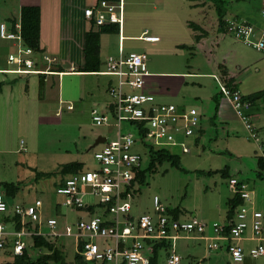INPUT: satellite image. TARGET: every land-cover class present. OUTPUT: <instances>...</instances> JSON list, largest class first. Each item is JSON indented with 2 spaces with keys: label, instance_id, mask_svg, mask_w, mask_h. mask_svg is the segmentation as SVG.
<instances>
[{
  "label": "rangeland",
  "instance_id": "obj_1",
  "mask_svg": "<svg viewBox=\"0 0 264 264\" xmlns=\"http://www.w3.org/2000/svg\"><path fill=\"white\" fill-rule=\"evenodd\" d=\"M225 1H228L225 4L228 13H237L240 15L239 21L248 19L250 22L254 21L258 29H263L264 17H261L258 0ZM188 2L189 0H126L125 2V29L135 22L139 26H155L165 35L154 47L139 40L127 42L137 46L132 49V52L146 53L148 72L181 70L206 74L198 80L203 85L201 89L197 87L191 89L194 95H200L199 99L202 98L203 104L191 100L192 96L189 97L184 93L185 88H182L174 99L163 98L164 103L173 102L175 104L184 98L183 104L189 108L195 107L202 115L201 128L203 127L205 132H202V139L199 143L204 144L203 147L199 146L201 144L192 146L195 140L187 139L186 142H190L187 144L189 149L187 153H182L177 148H169L170 152L179 156L180 167H172L169 163L161 165L156 163L153 172L147 175L145 184L137 186L138 190L133 195L130 204L131 214L136 218L143 213L154 215L152 200L154 196H157L167 210L178 209L180 219L195 217L210 226L212 223L224 221L225 215L223 214L227 209V200L231 199L234 193H231L228 188L229 179L222 177L219 172L214 175H208L206 172L221 171L225 166H228L231 174L243 180L242 184L248 191L252 206L264 213V179L259 180L255 173H252L256 164L255 150L258 155L263 153L264 131L256 132L257 134L250 138L245 124L240 120L241 123H233L234 133L231 130L223 133L222 130L226 128L222 126L216 128L211 123L212 102L207 97L214 95L217 91V83L210 76L214 72L211 57L205 56L199 50L189 55V52L182 48L176 51L175 47H171L173 41L178 38L183 39L182 33H178L179 27L181 28L180 24L187 18L195 20L200 17V14L195 15L194 9L189 10ZM19 6V0H0V22L5 21L4 18L7 16L11 17L12 14L18 12ZM133 13L138 14L136 19H132L131 14ZM246 13L252 14L253 17L245 16ZM59 26L62 29V25ZM147 28L150 34L153 33L151 28ZM144 31V29L140 31V34L143 32L141 36L146 33ZM108 38L110 37L106 39ZM112 38L116 40L118 37L113 35ZM225 43L226 46L221 44L217 49V56L219 60L225 59L227 69L233 74L236 73L234 65L242 62L239 59L242 56L237 54L238 50L239 52L242 49L247 51L245 59L247 58L248 61L263 59L264 62L263 52L234 41L231 36H225ZM10 44L0 39V69L13 67L6 65V53L10 50ZM230 47L236 49L231 51ZM38 55L34 53L32 56V59L36 61L35 64L38 65L34 68L47 74L49 69L39 66L42 62L39 61ZM58 61L56 64L48 63V66L51 65L53 69H58L56 66L60 64L59 69L69 71L68 65ZM243 63L246 64L240 65L237 70L248 74L247 81L253 82L260 78V83L263 82V78L261 79L263 74L254 72L261 68L262 64L256 67L252 65L253 62L245 60ZM246 66L248 67L245 68ZM101 69L105 70L104 67ZM243 69H245L244 72ZM32 74L20 76L14 85H12L14 77L0 75V81L10 85L8 86L10 92L3 89L0 95V183L20 185V191L14 199L16 201L31 204L37 199L40 200L42 219L55 217L58 221V231L64 232L66 226L75 225L83 214L82 211L68 209L61 205V200L55 192L56 180L61 178V175H56L60 167L71 162H81L84 170H91L96 164L94 154L100 149L99 145L93 147L98 136L106 137L108 141H111L117 138L118 130L122 134H135V130L128 122H122L119 127L114 120L110 119L101 126H96L92 122L91 110L94 108L99 114L110 118L109 110L103 105H97L100 102L96 99L100 97L108 99L105 93L106 82L110 80L115 85L117 82L115 77L76 73L56 74L57 76H52L54 78L44 81L43 97L40 98L38 77ZM27 83L31 85L29 88H26ZM252 88L253 86L247 87L248 91ZM191 92L189 93L192 94ZM263 120L264 117L260 120V124L264 123ZM146 143L150 144L147 141ZM154 148L159 147L154 146ZM133 151L138 152L145 160V149L142 145L137 144ZM86 201L92 202L93 200L86 197ZM209 234H211V229H209ZM47 239L54 243L52 250L44 246L29 247L33 245L32 239L30 237L23 239L26 242L25 247L31 264H61V261L65 264L77 263L74 260L77 250L71 238L47 236ZM251 245L253 243H247L245 246ZM198 248H200L198 249L200 255L195 257L196 259L180 254V264H233L229 261L224 248L209 251L206 247L203 249L200 244ZM54 250L58 251L61 261L43 259L45 256L52 257ZM10 252V247H6L0 253V264H15L16 256ZM203 255H205L204 261H201ZM160 257L163 262L160 260L159 264H166V257L163 254ZM236 264H264V258L247 259Z\"/></svg>",
  "mask_w": 264,
  "mask_h": 264
},
{
  "label": "built area",
  "instance_id": "obj_2",
  "mask_svg": "<svg viewBox=\"0 0 264 264\" xmlns=\"http://www.w3.org/2000/svg\"><path fill=\"white\" fill-rule=\"evenodd\" d=\"M261 2L264 7V0ZM83 17L88 24L93 23L98 28L118 25L121 32L124 0H96L83 9ZM227 29L235 39L264 53V31L258 33L253 25L232 19L228 21ZM0 39L16 42V51L8 53L6 57V64L13 67L0 69V73H41L34 68L33 51L23 45L18 33L9 32L4 24H0ZM143 39L150 42L159 40L156 36H144ZM99 74L115 77L117 82L108 90L110 103L106 108L110 118L93 110L91 119L94 125H104L110 119L118 127L122 122L138 123L144 131L134 129L135 134H122L118 130L117 138L111 141L104 137V143L94 154L95 166L67 177L55 192L62 199L63 207L78 210L101 204L105 206L104 210H108V216L99 212L102 209L97 207L96 212L89 213L87 219H80L74 226H66L64 232H59L56 218L42 219L40 200L25 206L19 203L8 206L0 191V214L9 212V215H18L21 224L19 230L13 231L0 220V253L10 247L13 255H21L26 246L23 239L41 235L71 238L77 252L78 247L82 246L78 253L86 262L149 264L143 240L174 242L182 236L192 235L207 242L209 251L224 248L233 263H241L246 258H264V213L252 206L247 189L243 184L238 188L235 178L228 180V188L233 195L239 194L242 204L237 207L231 220L209 226L195 217L174 219L157 196L152 200L154 215L144 213L135 220L131 219L130 201L137 190L134 177L141 163V155L133 148L147 141L153 147L177 148L187 153L190 142L186 140L196 137L200 118L194 108L157 103L153 94L143 91L148 76L144 54L129 53L119 60L109 58L106 70ZM221 91L236 117L245 124L247 133L254 136L251 117L244 114L247 104L240 100L238 92L224 86H221ZM68 109L71 107L68 106ZM86 197L93 201L85 202ZM108 221L113 224H107ZM27 223H30V228L26 227ZM245 242L253 245L246 247ZM179 262L180 257L174 252L167 259V264Z\"/></svg>",
  "mask_w": 264,
  "mask_h": 264
},
{
  "label": "crops",
  "instance_id": "obj_3",
  "mask_svg": "<svg viewBox=\"0 0 264 264\" xmlns=\"http://www.w3.org/2000/svg\"><path fill=\"white\" fill-rule=\"evenodd\" d=\"M19 1H20V6H19L20 10L22 7H25V6H37L40 9V48H41V53H39L38 57H39V61L41 60L42 63L39 66H42L43 69H49L47 74L44 73V75H47V76H44V78H43L44 81L46 79H49V78H51V79L54 78L52 76H57L56 74L65 75V73H76V74H80V75L105 76V75H101V74H88V73L77 72L85 66L84 55H83L84 36H85V33L89 29V24L86 22V20H84V17H83V9L86 6L93 4L96 0H19ZM125 2H126V0H124V16H125V4H126ZM207 3H209V5ZM188 4H189L188 5L189 10L192 11V9H194L195 15L197 16V14H200V17H198L195 20L192 18H187V19H185V21L182 24H180L181 28L179 27L178 33L179 34L182 33L183 39H180V38L176 39L175 38L176 40L172 42L171 47H173V48L175 47V49L177 51L178 48H182V46H186L185 48H182V49L188 51L189 55L195 51L198 52V50H199L200 52L204 53L205 56H207V57L210 56L211 60H212V65L214 68V72H212L210 75L211 78L214 79L213 76H216L218 79L221 78V74L219 73V69H218L219 66L222 67L223 69H226L225 70L227 73L226 77L228 79L231 78L232 83L235 86V88L240 90V92H242L244 95H249V94H252L254 92H258V91L263 90L264 89V62H263V59H261V60L260 59H253V60L248 61L247 58L245 59V57H247V51L242 49L241 52H239V50H238L237 54L242 56L241 58H239L242 62L234 65V67H236V69H235L236 73L235 74L229 72V70L226 67V61L224 58H221L219 60V57L217 56V53H218L217 49L219 48V46L221 44H224V45L226 44L225 43V36H230V35H228L226 33V31H223L224 27H222V28L218 27L217 15H216V12H214L215 6L213 4V1L212 0H202V1L201 0H189ZM258 6H260L259 10L262 13V16H261V14H260V16L263 18L264 17V14H263L264 13V7H262L263 5H262L261 0H258ZM43 9L45 11L44 17H43ZM20 10L18 12H16L15 14H12L11 17L7 16L6 18H4L6 22L2 21V22H0V24H4L6 26V29H7L8 25H9L8 21L10 19H15L16 20L15 28L17 29V31H19V29H20V21H19L20 20ZM255 10H257V9L255 8ZM191 11H190V13H191ZM196 11H198V12H196ZM253 12H256V11H253ZM240 14H241V12H240ZM137 15L138 14H136V13H133V15L131 14L132 19H136ZM244 15L247 17H253L252 14H248V13H246ZM239 16L240 15H238L237 13H234V12L233 13L232 12L226 13V19H233L234 17H239ZM125 20H126V16H125ZM244 20H248V19H244ZM253 22L254 21H252L251 23L255 27V29L258 33H261L262 31H264V27L262 30H260L257 28L258 25L256 26V24ZM190 23H192L194 25L192 28H190ZM124 24H125V22H123L121 32H119L118 34H110V33L109 34H101L99 37V48H100L99 49V59H100V63H101V68L104 67L105 70H106V62L109 58H111L113 60H119V59H123L129 53H138V52H132V49L136 48L137 46L135 44H129L127 42L139 40V41H142L143 43H145L146 45H148L150 47H154L155 44L157 45L158 43H160L162 40V37L165 36L162 34V32H160L158 29H156L155 26H152V25H141V26H139L135 22H132L125 29ZM59 25H62V29H61V26H59ZM86 25L88 26L87 28H86ZM147 27L151 28V30H153V33L150 34L147 31L148 30ZM136 29L138 31H136ZM142 29H144L145 30L144 32H146V33H144L141 36V34L143 32H141V34H140V31ZM210 34H212V35H210ZM113 35L117 36L118 38L116 40L113 39L112 38ZM144 36H156L159 38V40L155 41V42L146 41L143 39ZM196 36H198L200 38L197 43L194 42V38ZM107 37H110V38L106 39ZM56 38H57V44H56ZM103 39H104V41H103ZM232 39H234V41L236 40L238 42H241V41H239L233 37H232ZM4 41H7V40H4ZM7 42H10L11 44L9 45L10 50L6 54L13 52L16 49V47L14 46V44L16 42L14 40L13 41H7ZM243 45H245V44H243ZM187 47L190 49H188ZM193 47H195V48H193ZM230 49L232 51L233 49H236V48L230 47ZM139 54L146 55V53H144V52H139ZM243 57H244V59H242ZM57 58H59L60 60L58 61ZM146 60H147V58H146ZM243 60L244 61L246 60V62H253L252 65L256 66V67L259 64H262L261 68H258L254 72H257L258 74H263V77L259 76V77H261V79L263 78V82L260 83V78L253 81V82L247 81L248 74L242 73V72L237 70L238 68H240V65L246 64V63H243L244 62ZM33 61L36 63L35 59ZM57 61L58 62L61 61V62L65 63L66 65H68V67L70 68L69 71H64L62 69H59L58 66H61L60 64L58 66H56V68H58V69H53L51 67V65H50V67L48 66L49 64H53V63L56 64ZM36 66H38V65L36 64ZM247 67L248 66H246L245 68H247ZM75 68H79V69H75ZM4 69H8V68H4ZM105 70L101 69V72H103ZM211 70H212V66H211ZM244 70L245 69H243L242 71L244 72ZM57 71H63V73H57ZM0 75H10L11 77H14L15 80L12 81V85H14V84H16V82L20 76H29L31 74H26V73H22V74L0 73ZM32 75H35V74H32ZM35 76H37V75H35ZM203 76H206V74H204V73H192L189 71H181V70H177V71H174V70L173 71H163V70H161V71H157V72H148V76L145 78L143 91L146 93H149V94H153L155 96L157 103H164V101H165V100H163L164 97L174 99L177 95H179V92L182 90V88H185L184 93L186 95H188L189 97L192 96L193 98L190 97L191 100H195V102L199 101V102H201V104H203L202 98L199 99L200 95H194L191 92V89H193L195 87H197V89H201V87L203 85L198 80L202 79ZM109 82H110V80H108L106 82V86H105V93L107 94L108 99H106V98L103 99V97H100V98L97 97L98 99H96V100H99V102H100L97 105H100V106L103 105V107L104 106L106 107L110 103V97L106 91L107 87H108L107 84ZM29 84L30 83H27L26 88H29L31 86V85L29 86ZM37 85H39V78L37 80ZM248 85H250V86H248ZM8 86H10V85L7 84V82H4V85L2 86V91H3V89H6V91L8 90V92H10L9 91L10 87L8 89ZM252 86H253V88L248 91L247 87L250 88ZM257 86H259V87H257ZM188 89H190V90L187 91ZM126 91H128V89H126ZM189 92H191L192 94H190ZM1 94H2V92H1ZM213 96L214 95H212V96L210 95L209 97H207V99L211 100V102H212ZM179 101L180 102H178L177 104H175L171 101H169V102H171V104H175L179 107L189 108L187 105L182 103L183 101H185L184 98H182ZM190 108H192V107H190ZM193 108H195V107H193ZM93 110H96V109L95 108L92 109L91 112ZM262 113L264 114V104L262 102H257V105L250 108V117L252 119L253 126L255 127V130L257 133H260V131L261 132L264 131V123L260 124V120L264 117V115ZM200 116L202 117V115H200ZM238 122L241 123L239 121V119H237L235 117L233 110H232V107H231L230 103L228 102V100L221 99L220 103H219L217 118H216L217 124H215L214 126L216 128L218 126H222L223 128H226V129L222 130L223 133L229 132L230 130H231V132L233 131L232 133H234V124L233 123H238ZM199 128H200V131L199 132L197 131L196 137L191 138V140L194 141L195 139L199 138V142H201L202 132H205V131H204V129H202L203 127L201 128V125L199 126ZM199 142H198V144H201ZM203 145L201 144L199 146L203 147ZM60 200H62V199L60 198ZM15 201L16 200H14V202L11 205L16 204V203L26 204V203H21L19 200H17L16 202ZM95 212H96V210H95ZM226 213H227V209L223 214V215H225L223 222H225L227 220L226 219ZM82 214L83 215L77 221H79L80 219H85V218L87 219L90 216L89 213L84 212V211H82ZM130 216H131V218H133L135 220L136 217H134L133 214H131V211H130ZM53 218H55V217H53ZM163 241H165L164 242L165 247H163V249L159 251V257L162 256V254H163L166 257V264H167V259L172 252H174L179 257H180V254H184L189 258H195V257L200 255V253L198 251V249H200V248H198V244L203 246V249H205V247L207 249V242H205L204 240H200V239L196 238V236H192V235L187 236V237L182 236L181 238L177 239L174 242H172L170 240H163ZM143 243L145 246L146 241ZM154 244L155 243H152V245H154ZM148 246H149V244H148ZM147 247H146V249H147ZM147 251L148 252L151 251L150 247H148ZM204 256L205 255H203L201 257L202 258L201 261H204L203 260ZM182 257H183V255H182ZM247 259H250V258H246L244 261H246ZM160 260L162 261L163 259L161 257L158 258V264L160 263ZM180 262H181V257H180ZM180 262H179V264H180ZM233 264H236V263H233Z\"/></svg>",
  "mask_w": 264,
  "mask_h": 264
},
{
  "label": "trees",
  "instance_id": "obj_4",
  "mask_svg": "<svg viewBox=\"0 0 264 264\" xmlns=\"http://www.w3.org/2000/svg\"><path fill=\"white\" fill-rule=\"evenodd\" d=\"M212 1H213L214 6H215V12L217 15L218 27H220V28L224 27L223 31H226V33L228 35H230L234 38L233 34L231 32H229L227 29L228 21L230 19H226V13L228 11L226 9L225 4L228 1H225V0H212ZM238 18L239 17H234L232 20H238ZM19 21H20L19 32L15 28V24H16L15 19H10L8 21L9 23L7 22L9 24L7 30L9 32L18 33L21 37L23 45L27 48H30L33 51V53H38V54L41 53V48H40V9H39V7H37V6L22 7L20 10V20ZM239 22L244 23V24H248V25H252V23L248 20H242ZM193 26L194 25L192 23H190V28H192ZM109 33L110 34H118L119 33L118 25L112 24V25L102 26V27L98 28V27H95L93 23H89V29L85 33V36H84L83 55H84L85 66L77 72L88 73V74H99L101 72V63H100V59H99V49H100L99 48V37L101 34H109ZM199 39L200 38L198 36H196L194 38V42L197 43L199 41ZM185 47L186 46H182V48H185ZM193 48H195V47H193ZM188 49H190V48H188ZM218 69H219V73L221 74V78L218 79L216 76H213V78L215 79V81L217 83V91H216L217 93H215L213 98H212V115L210 117V121L212 122V124L215 125V123H216V118H217L220 100L226 99L224 97L222 91H221V86H224V87L232 90L233 92H238V94L240 96V100L243 103L247 104V106H248L247 109L244 111V114L247 116H250L249 110L251 107H254L255 105H257V102H262L264 104V89L261 91H258V92H254V93L249 94V95H244L242 92H240V90L235 88V86L232 83V79L231 78L228 79L226 77L227 76V73L225 71L226 69H223L220 66ZM60 72H63V71H57V73H60ZM35 75H37L39 78L38 91H39V97L42 98L43 92H44V80H43V78L45 75L43 73H38ZM111 84H112L111 82H109L107 84V86H108L107 90H106L107 93H108V90L113 86V84H112V86H111ZM3 85H4V82L0 81V94L2 92V86ZM168 104H171V103H168ZM173 105H175V104H173ZM194 109H196V108H194ZM199 118H200V121H199V123H200L199 126H200L201 125L200 114H199ZM128 123L133 127V129H138V130L143 129V127L138 123H133V122H128ZM252 125H253V122H252ZM253 128L255 130L254 126H253ZM142 131H144V129ZM199 131L200 130H198V132ZM254 133L257 134L256 130ZM249 137L251 138L250 135H249ZM252 140H253V138H252ZM194 142L195 143L192 144V146L193 145L196 146L198 144L199 138L195 139ZM142 147H144V149H145V157L146 158L144 160L143 157L141 156L140 166L136 170V173H135L134 178H135V183L137 186L145 184L147 175H149L153 172L156 163H158V165H161L163 163H169L172 167H176V168L180 167L179 156L175 153L170 152V150L168 148L155 149L151 144H148L146 142L143 143ZM254 157L256 158V164H255L254 169H252V173L253 174L255 173L256 177L259 178V180H263L264 179V147H263V153L261 155H258L256 150H255ZM83 171H85V170L83 167V163H81V162H71V163H67V164L62 165V167H60V170L56 173V175H61V178L56 180L55 189L57 187H59L61 184H63L65 182V180L67 179V177H69L73 174L79 173V172H83ZM218 172H219V174H221L222 177H225L227 179L236 178L238 188L240 187V185L243 182L242 179H240V178L236 177V175H233L230 173L228 166H225L221 171H216V170L215 171H209V172H206V174L214 175V174H218ZM137 190L134 191V194ZM0 191L3 193L6 203L8 204V206H10L14 202V199H15L17 193L20 191V185L14 184V183H6V182L3 183L2 182V183H0ZM126 192H128V189L126 190ZM241 204H242V199L240 198L239 194H235V195H233V197H231V199L227 200V213H226V219L227 220H231V218L233 217L237 207ZM22 205L25 206L27 204H22ZM97 207H99V209H102V213L105 216H108V210H104L105 206H103L101 204L94 205V206H87L86 208L78 209V211H84V212H87L90 214H94ZM177 210L178 209H176V210L171 209V210H167V211L174 219H179L178 216H179L180 211H177ZM131 219L134 220L133 218H131ZM0 220L3 221V223L9 225L8 228L10 230L17 231L21 227L20 217L18 215H14V214L9 215V212H4V213L0 214ZM107 224L112 225L113 222L108 221ZM26 227L30 228V223H27ZM44 231L46 232L45 229H44ZM226 231H228V229H226ZM30 239H32L33 245L31 244L29 247H31V246L34 247V245L35 246H44L45 248L52 250V248L54 246V243L49 241L47 239V236H41V235L31 236ZM145 241H146L145 247H147L149 244L148 247H150V249H151L150 252L146 251V254L149 258V264H158L159 251L162 250L163 247H165V243H164L165 241H156V240H147V239L143 240V242H145ZM152 243H155V244L152 245ZM148 247H147V249H148ZM81 250H82V246L80 245L78 247V252ZM78 252H76L75 256H74L75 263L77 262L76 264H88ZM15 256H16L15 257V264H31V262L28 259L26 247H25V249L21 255H15ZM58 256H59L58 251L54 250V254L52 257L51 256H45V257H43V259H45V260L52 259V260H55L56 262H59V261H61V259ZM93 263H97V262H93ZM61 264H65V263L61 261ZM99 264H105V263L101 262ZM122 264H124V263H122Z\"/></svg>",
  "mask_w": 264,
  "mask_h": 264
},
{
  "label": "water",
  "instance_id": "obj_5",
  "mask_svg": "<svg viewBox=\"0 0 264 264\" xmlns=\"http://www.w3.org/2000/svg\"><path fill=\"white\" fill-rule=\"evenodd\" d=\"M104 141H105L104 137H102V136L97 137L96 140L94 141L93 147L104 143Z\"/></svg>",
  "mask_w": 264,
  "mask_h": 264
}]
</instances>
